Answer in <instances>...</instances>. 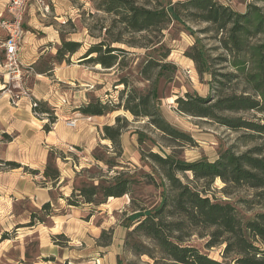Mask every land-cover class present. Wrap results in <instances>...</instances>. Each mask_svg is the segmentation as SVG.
Segmentation results:
<instances>
[{"label": "trees", "instance_id": "obj_1", "mask_svg": "<svg viewBox=\"0 0 264 264\" xmlns=\"http://www.w3.org/2000/svg\"><path fill=\"white\" fill-rule=\"evenodd\" d=\"M90 1L109 21L78 57V64L127 70L124 60L135 53L120 46L143 49L137 75L148 86L142 90L132 86L129 74L134 70L128 69L115 83V88L123 86L117 97H98L75 110L85 117H100L121 109L133 121H144L146 131L136 129L131 134L136 136L141 167L148 171L116 170L123 155L121 136L130 128L127 119L117 116L100 133L110 142L111 152L106 150L109 154L104 157L94 151V166L84 171L86 180L59 198L72 208H98L110 198L128 196L131 227L123 239V256L118 255L115 264H264V10L248 3L243 11H236L216 0ZM189 24L204 27L193 30ZM175 25L194 38L184 55L200 78L209 77L208 94L177 96L176 111L235 135L213 161L187 162L183 151L195 146L194 139L166 121L158 106L160 82L171 83L178 71L168 61L172 49L167 38ZM200 34L211 36L216 56L210 57L201 45ZM81 48V42L60 35L55 53L46 60L40 57L31 67L33 73L50 75L55 66L70 64ZM32 100L36 103L32 112L47 119L43 130L49 132L56 121L53 111L46 103ZM154 148L161 152H153ZM57 159L64 161L65 157L50 148L41 173L43 183L56 186L59 182ZM4 163L21 168L15 162ZM99 163L106 167V174L113 171L114 175H102ZM216 181L222 185L221 197L211 189ZM144 188L157 193L156 203L145 202L148 193ZM54 215L51 203L46 202L29 212L27 226L45 225ZM5 239L7 235L2 234L0 243ZM112 241V229H104L96 246L108 248ZM194 241H202L201 249ZM216 248L222 249L221 261L204 252Z\"/></svg>", "mask_w": 264, "mask_h": 264}, {"label": "rangeland", "instance_id": "obj_2", "mask_svg": "<svg viewBox=\"0 0 264 264\" xmlns=\"http://www.w3.org/2000/svg\"><path fill=\"white\" fill-rule=\"evenodd\" d=\"M36 1L33 0V3L30 4L27 2L22 14L20 44L17 53L20 70L18 78L13 74H7L1 69L4 54L0 48L1 106L7 103L9 106L14 107L21 99L32 101V94L39 95L40 93L50 95L48 99H51L50 102L54 107L48 104L49 108L57 107V103L63 106L77 107L81 105V101L87 103L89 100L98 98L97 95L101 96L99 97L100 99H104L105 96L114 99L123 89V86L115 88V83L120 76L128 73V69L134 70L133 73L129 74V82L132 86L139 90L148 86L137 75V67L142 62L145 50L130 49L123 45L119 46L135 53L124 60L127 63L128 71L126 69L122 71L102 70L99 66L85 63L79 68L76 66L67 68V75L60 78L51 77L50 74L42 76L43 79L36 77L34 73L28 72L27 68L20 64L19 57L24 34L33 31L27 25L28 10L31 9V5L34 8L31 15L36 17L39 24L50 26V31L55 30L59 35V39L61 35L66 39L82 43V48L73 56V61H76V57L95 41L94 37H98L101 34L100 27L108 25L109 21V18L96 12L94 4L90 0H44L47 8L41 7ZM216 1L230 6L236 11H243L248 3H254L264 10V3H256L255 0ZM12 21L13 19L9 12V0H0V43L7 35L6 30L3 28L4 23H11ZM189 25L193 30H199L204 27V25ZM40 28L38 26L37 29ZM34 31L39 33L38 30ZM170 35L173 39H170ZM169 36L167 44L172 51L168 61L173 62L177 66L178 71L174 81L171 83L160 82L158 106L166 121L188 133L194 139L195 146L186 148L183 151L185 160L187 162L200 159L213 161L219 150L229 147L235 135H231L224 129L207 124L200 119L179 114L176 111L175 99L177 96H182L185 92L196 93L202 97L208 94L209 88L207 84L209 77L203 75L200 78L196 73L193 62L184 55L187 48L193 45L194 38L176 25L169 32ZM37 37L42 38V35L39 33ZM209 37L211 36L198 35V38L201 39V45L207 49L210 57H214L217 54L213 50L216 45ZM125 39L130 38L126 36ZM134 39L138 40V36H134ZM51 48L45 50L41 57L46 60L49 55H52ZM35 85L37 88L34 90ZM117 116L127 119L130 122V128L121 136L123 155L117 160L120 163V167L116 170L129 174H133L137 170L148 171L147 168L141 167V163L138 160L139 152L136 136L131 134L136 129L146 131L144 121H133V117L121 109L105 116L101 120L91 119L88 121L86 120L87 117L81 114L77 116L71 115L72 120H79L76 129L71 130L78 138L76 142L78 148L68 145L67 147L54 149L63 154L67 160L66 166L60 164L61 176L65 182L68 179L72 180L68 185L62 182L56 185V189L53 191L54 197L57 196V199H60L59 195L68 196L73 185L78 186L82 181L86 180L87 174L84 171L94 166L92 157L94 151L95 154L104 157L109 154L106 153V150H111L110 142L103 140L100 133L102 126L112 124ZM96 124L101 125L100 129L96 127ZM7 136L9 138L0 134V237L2 234L7 235V239L0 243V264H115L116 257L118 255L123 256V239L126 237L129 227H131L127 221L130 214L128 196L110 199L105 205L98 208L87 206L72 209V212L68 213L65 210L71 209H66V202L63 199L54 200L57 202V207H59L55 213L65 216L61 218L62 221L58 220L57 224L53 225L52 221L47 220L45 225L36 224L37 226L33 229L29 228L27 226L28 223L26 224V217L29 216V212L38 208L26 197L19 198L16 201L13 196L20 197L19 191L26 188V180L20 177L30 180L33 175L23 168L16 171V169H12L4 163L13 162L7 159H14L17 155L22 156V147L16 144V141L14 142L16 135L12 133ZM153 152L160 153L161 151L158 148H154ZM23 153L25 154L24 157H26L27 154ZM60 161L59 159V163ZM98 167L104 172L102 175H114L113 171L106 174V167L102 163H99ZM82 171L83 173H80ZM35 181L36 185H38L40 179ZM53 187L55 188V186ZM221 187V183L216 181L211 188L217 197H221L219 193ZM143 192L148 193V200L145 199V202L152 204L158 201L156 192L145 188ZM136 193L139 192L136 190ZM55 202L52 203L55 205ZM104 229H112L113 231L112 245L108 248L96 246L97 238ZM201 243L202 241H194L193 244L201 249ZM221 250L216 248L204 252L210 258L221 261ZM128 258L130 259V257Z\"/></svg>", "mask_w": 264, "mask_h": 264}, {"label": "crops", "instance_id": "obj_3", "mask_svg": "<svg viewBox=\"0 0 264 264\" xmlns=\"http://www.w3.org/2000/svg\"><path fill=\"white\" fill-rule=\"evenodd\" d=\"M28 3H33V0H29ZM35 5V4H34ZM33 6L31 5V9L28 10V22L27 25L31 30H33L31 33L26 32L27 34H24L23 37V42L21 46V54L19 57V62L22 66H25L27 68L28 72L33 73V69L31 68L38 60L39 58L43 55L45 50L50 49L51 47V53L54 54L56 47L60 44V39L59 35L55 30L50 31L51 27L48 25L43 26V24H39L38 20L34 15H31L33 12ZM38 26H40V29H37ZM34 30H38L39 33L42 35V38H38L37 36L39 35L38 32H35ZM35 32V33H33ZM80 53L76 57V61H73V56L71 57L70 64L62 63L60 65L55 66L51 73V77H63L64 75H67V68L69 67H77L79 68L81 65L78 64V57L81 55ZM76 55V54H75ZM75 63V65H73ZM38 78H43V75L39 74H34ZM44 79V78H43ZM34 90L37 88V86H34ZM33 92V91H32ZM33 99L37 101H42L46 103L47 105L50 104L51 106L54 107V105L50 102L51 99H48L50 95L40 93L39 95H34L32 94ZM97 97H101L97 95ZM60 99V97H58ZM59 102V101H58ZM81 104H86V102L81 101ZM88 103V101H87ZM54 116L56 117L55 123L52 125L51 130L49 132H45L43 130V126L46 124L47 119L45 117H39L35 116L34 113L32 112L31 109V101H25L24 99H21V101L16 104L14 107L9 106L7 103L4 105H0V134H6V135H11L12 133L15 134V139L14 142L16 141V144H19L20 147H22L21 154L17 155V157H14V159H6L7 160H12L15 163H18L21 168L16 169L21 170L23 167H26L31 170H36L38 171L37 175H33L30 180H27L24 177H20L21 179L26 180V188L23 190L19 191L20 197H15V200H19V198H28L29 200L32 201V204L37 206L38 209L46 203L50 202L51 206L54 208V212L57 211L59 207H57V202L56 200H61L57 199V196L54 197L53 191L56 189L53 187L51 183H43L41 181V173L43 172L44 166L47 161V156H48V151L50 148H58V147H67L68 145L75 146L77 143V137L72 133L71 130L75 129H70L66 126V121L67 120H72L71 115L77 116L80 115L78 111H76V107H71L70 105H60V103H57V107L55 108H50ZM105 116H100V117H89L91 119H103ZM77 120V119H76ZM79 120H77L78 122ZM77 122H76V127H77ZM96 127L100 129L101 125L96 124ZM13 143V142H10ZM81 148V147H80ZM25 152L27 154L26 157ZM67 160L65 159L63 162L57 159V167L60 172V180L56 185L63 183L65 180L61 176V168L60 164L66 166ZM73 170V169H72ZM15 171V170H14ZM24 174V173H23ZM26 176V175H25ZM36 179H40L38 182V185H36ZM72 180V179H71ZM70 179L66 182L65 184L68 185V183L71 182ZM32 181V182H29ZM50 185V187H49ZM55 200V201H54ZM55 202L56 206L52 203ZM39 205V207H38ZM66 209H71V210H65L68 212H72V209H79V208H72L69 206H65ZM56 214V213H55ZM63 214L59 215H54L51 218L52 224L56 225L58 220L62 221L61 218L65 216H61ZM26 224L29 223V216L26 217ZM62 223V222H61ZM64 223V221H63ZM39 225V224H38ZM37 226L34 224L33 226L29 228H34ZM51 228V227H50ZM53 229V228H51ZM55 247V246H54Z\"/></svg>", "mask_w": 264, "mask_h": 264}, {"label": "built area", "instance_id": "obj_4", "mask_svg": "<svg viewBox=\"0 0 264 264\" xmlns=\"http://www.w3.org/2000/svg\"><path fill=\"white\" fill-rule=\"evenodd\" d=\"M29 0H9V12L11 14V18L13 21L11 23H4L3 28L6 30V37L1 41L0 48L4 54V61L1 69H3L7 74H13L15 77L20 76V70L18 67L17 53L20 44V36H21V23H22V14L25 8L26 3ZM37 4L41 7L47 8L44 0H37ZM108 97L105 96L104 99ZM36 107V103L31 101V109ZM38 116V114H35ZM86 120H90L89 117ZM76 119L75 120H67L66 126L70 129L76 128Z\"/></svg>", "mask_w": 264, "mask_h": 264}, {"label": "bare ground", "instance_id": "obj_5", "mask_svg": "<svg viewBox=\"0 0 264 264\" xmlns=\"http://www.w3.org/2000/svg\"><path fill=\"white\" fill-rule=\"evenodd\" d=\"M110 199H113V198H110ZM110 199H109V200H110Z\"/></svg>", "mask_w": 264, "mask_h": 264}]
</instances>
